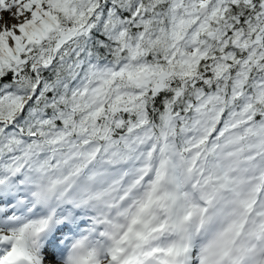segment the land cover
Here are the masks:
<instances>
[{"label": "snow or ice", "instance_id": "6c2138e0", "mask_svg": "<svg viewBox=\"0 0 264 264\" xmlns=\"http://www.w3.org/2000/svg\"><path fill=\"white\" fill-rule=\"evenodd\" d=\"M0 264H264V0H0Z\"/></svg>", "mask_w": 264, "mask_h": 264}]
</instances>
